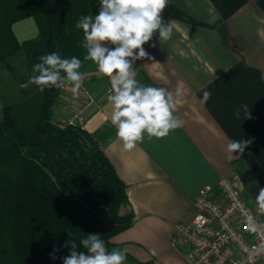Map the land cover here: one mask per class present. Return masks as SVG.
I'll return each mask as SVG.
<instances>
[{
	"label": "crops",
	"instance_id": "0c3cea01",
	"mask_svg": "<svg viewBox=\"0 0 264 264\" xmlns=\"http://www.w3.org/2000/svg\"><path fill=\"white\" fill-rule=\"evenodd\" d=\"M163 17L176 22L172 39L161 45L154 33L143 46L152 59L134 67L146 85L173 92L182 85L175 115L183 127L123 150L110 121L104 76L99 85L83 86L76 99L70 89H60L54 114L89 133L125 185L119 214L131 213L132 224L106 244L108 249H122L134 262L184 264V248L171 244L173 225L192 222L193 203L204 186L228 178L255 211V196L264 187V0H170ZM12 30L20 43L37 36L32 19ZM5 69L0 64V117L2 107L35 92L30 76L20 85ZM205 90L212 96L201 104ZM242 103L249 106L250 119L243 111L241 119L234 118ZM242 138L252 143L229 160L227 142Z\"/></svg>",
	"mask_w": 264,
	"mask_h": 264
},
{
	"label": "trees",
	"instance_id": "16d2710c",
	"mask_svg": "<svg viewBox=\"0 0 264 264\" xmlns=\"http://www.w3.org/2000/svg\"><path fill=\"white\" fill-rule=\"evenodd\" d=\"M98 10L99 0H0V64L23 85L41 55L76 56L84 87L99 85L103 76L83 60V33L75 27ZM26 19L37 36L20 43L12 27ZM59 91L35 85L26 101L1 109L0 264H62L70 252L66 242L79 245L91 233L109 244L132 224L131 213L119 214L125 185L97 141L79 125L55 118ZM54 248L57 259L50 256ZM126 257L128 264H154Z\"/></svg>",
	"mask_w": 264,
	"mask_h": 264
},
{
	"label": "clouds",
	"instance_id": "9594fccd",
	"mask_svg": "<svg viewBox=\"0 0 264 264\" xmlns=\"http://www.w3.org/2000/svg\"><path fill=\"white\" fill-rule=\"evenodd\" d=\"M170 0H99V10L95 15L81 16L75 27L82 30L83 60L91 61L97 71L109 80L106 99L111 105V124L116 129V137L122 142L123 150L131 151L146 138L162 139L176 129L183 127V121L175 115L177 98L183 95L182 85L175 92L163 87L142 83L137 78L135 62L151 60L143 47L158 32L162 45L172 39L175 21H165L163 12ZM209 13L213 11L208 9ZM155 47V44L152 45ZM82 60L76 56L61 58L52 52L39 57L32 67L29 82L41 92L45 88L70 89L73 99L78 98L85 83L81 71ZM7 75V70L4 72ZM210 91H203L201 104L211 98ZM250 119V108L241 104L233 112L235 119ZM252 143L250 139L229 140L224 148L227 158L234 153L243 154ZM256 215L247 216V229L256 234L260 242L250 253V258L264 255V187L255 196ZM70 244V252L62 258V264H125L126 253L119 248L111 250L100 234H87ZM82 247L84 251H78ZM58 249L50 253L52 259Z\"/></svg>",
	"mask_w": 264,
	"mask_h": 264
},
{
	"label": "built area",
	"instance_id": "2783aa9c",
	"mask_svg": "<svg viewBox=\"0 0 264 264\" xmlns=\"http://www.w3.org/2000/svg\"><path fill=\"white\" fill-rule=\"evenodd\" d=\"M193 206L190 224L173 225L171 244L184 248V264H264V255L250 258L260 240L246 222L256 211L230 179L204 186Z\"/></svg>",
	"mask_w": 264,
	"mask_h": 264
},
{
	"label": "rangeland",
	"instance_id": "374dc122",
	"mask_svg": "<svg viewBox=\"0 0 264 264\" xmlns=\"http://www.w3.org/2000/svg\"><path fill=\"white\" fill-rule=\"evenodd\" d=\"M14 60H12V62H13ZM16 64L18 65V62L16 61ZM19 73L21 74L22 72H21V70L19 71ZM54 116H55V114H54ZM75 124V123H74ZM125 264H128V263H125Z\"/></svg>",
	"mask_w": 264,
	"mask_h": 264
}]
</instances>
